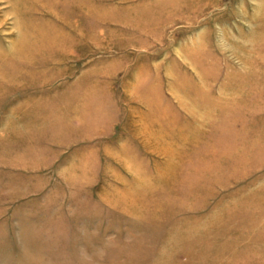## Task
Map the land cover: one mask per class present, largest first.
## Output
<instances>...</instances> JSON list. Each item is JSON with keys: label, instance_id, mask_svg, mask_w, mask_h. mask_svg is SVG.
<instances>
[{"label": "rangeland", "instance_id": "rangeland-1", "mask_svg": "<svg viewBox=\"0 0 264 264\" xmlns=\"http://www.w3.org/2000/svg\"><path fill=\"white\" fill-rule=\"evenodd\" d=\"M25 1L0 0V66L4 62L18 65V55L14 54V50L21 42L26 41L28 50L36 49L39 55L35 57L31 51L27 53V61L35 63L29 64L25 77L21 78L28 81L29 88L34 82L44 84L40 88L43 95L50 94V87L56 85V88L69 90L75 84L74 81H69L83 77L84 70L97 68L102 60L106 65L113 66V70L114 67L118 68L120 81L130 82L124 86L118 84L115 88L114 106L124 113L135 110L140 115L150 109L148 104L154 103L158 111H170L169 116L174 117L176 107H179V96L185 94L186 88L195 90L190 85L194 86L200 76L210 79V74H213V78L226 80L227 85L224 83L226 86L223 89L228 90L233 89L228 80L239 82L244 80L243 75L246 74L245 80L255 84L251 87L253 90L255 88L254 91L251 90L253 97L258 96L256 90L259 89V84H264V67L257 64L260 61L258 57L249 56L251 49L264 48V0H219L220 5L213 10V14L219 17L220 22H211L213 15L209 12L202 21L172 24L163 37L156 35L153 39L138 37L123 40L117 51L115 36H111L114 34L110 32L111 34L107 33L110 38L107 39L109 50L106 52L98 49V46H104L103 40L97 37L83 38L85 35L89 37L93 29H97L93 27L98 25L96 16L89 21L86 15L84 21L83 17L75 15L73 22H68L65 14L58 18L50 14L47 9H51L52 5L46 0L37 1L40 8L29 16L30 12L26 11L29 6L25 5ZM63 10L66 13V7ZM228 15L238 17L239 21ZM25 31H28L27 38L22 39L21 34ZM33 32H36V39ZM238 32L245 35H239ZM117 41L120 43L122 40ZM127 45H131V48ZM261 53L263 55L264 51L261 50ZM248 60L255 63L249 71L226 70L225 64L228 62L248 64ZM212 63L219 64L218 71L198 69ZM17 74L18 71L14 72L16 77L13 76L12 79L19 78ZM4 85L0 76V264H52L49 262L50 256H57V253L58 264H142L137 260L138 256L132 255L124 257L121 262L112 261L109 259L111 256L106 262L100 261L99 257L97 262H88L83 254L81 257L76 254L70 257L71 253L66 256V248L61 244L71 231L60 228V224L70 221L72 213L75 222L82 223L88 210L98 220L100 212L109 213V210L115 208L124 214L133 215L156 205L154 200L146 198L149 194L148 185L149 190H159L164 189L162 187L165 183L155 180L156 183L154 181L152 184L151 179L148 180L149 184L146 183L149 171L146 161L149 159L148 153L139 152L140 168L130 164H126L127 167L110 164L105 168L100 162L109 156L102 154V157L99 155L89 160L87 158L92 155L93 147L86 148L83 143L73 142L60 147L40 143L41 145H36V152H40V156L59 160L58 165L44 170H48L54 181L47 183L46 180H24V176L18 173L21 145L17 141V133L21 128H32L42 121L40 115L35 118L33 112L38 109L46 113V110H52L51 104L46 102L47 99L41 103L34 99L28 101L26 95L19 98V101H13V98L2 101ZM81 89L82 87L79 88ZM260 89L264 90V86ZM63 104L67 105L66 102ZM4 110H11L10 117L3 118ZM46 117L44 115L42 121L45 125L53 120L48 121ZM33 144L22 143L23 146L27 145V153L34 148ZM113 148L108 155L112 152L115 155ZM252 151L250 160L232 161L243 165H220L216 167L220 169L217 173L214 166L209 165L210 162L205 159L201 167H194L202 170L203 178H211L210 171H214L213 176L218 175L220 181L234 178L242 181L241 183L222 181L216 182V186L202 180L194 184L186 181V178H193L189 175L193 168L187 167V176L179 177L184 179L182 186L187 190L193 189L191 187L194 185L202 190L200 194L203 197L197 199L204 207L202 219L190 220L177 226V229L180 228L177 232L183 234V239L170 235L153 262L146 264H264V150L255 146ZM167 160L172 163L173 152L168 154ZM169 162L154 164L155 175L160 179L171 174ZM83 163L96 166L88 167ZM177 177L176 175L175 178ZM218 187L227 192H214L213 199L205 197ZM64 210H69L70 213L64 216ZM112 212L113 215L114 210ZM123 221L129 222L125 219ZM182 241L190 245L196 244L197 255L189 250L185 258H180L177 249L180 250ZM79 243L82 246L83 242ZM183 247L184 253L185 246ZM84 248L80 247V251ZM77 251L76 249V253Z\"/></svg>", "mask_w": 264, "mask_h": 264}, {"label": "crops", "instance_id": "crops-1", "mask_svg": "<svg viewBox=\"0 0 264 264\" xmlns=\"http://www.w3.org/2000/svg\"><path fill=\"white\" fill-rule=\"evenodd\" d=\"M37 1L39 0L25 1V5L29 6L26 10L30 12L29 16L31 13L34 14L35 9L39 7ZM46 2L52 5L51 9H47L50 14L57 18L61 14H65L68 22L71 20L73 22L75 15L83 17L84 21L86 15L89 17V21L96 16L98 25L93 27H97V29H93L94 31L89 37L85 35L83 38L95 39L94 37H97L99 40H103L104 46H98V49L104 52L109 50L107 49V39L110 37L107 33L110 32L114 34L111 36H115L114 44L115 51H117L118 45L121 46L123 40L138 37L153 39L156 35L163 37L172 24L202 21L207 18L209 12H211V16L213 15L211 22H220L219 17L213 14V10L218 9L220 5L219 0H46ZM43 5L45 6V4ZM64 7H66V13H64ZM228 16L233 20H238V17ZM27 33L28 31L22 32L21 38H27ZM33 33L36 39V32ZM238 34L245 35L240 32ZM118 39L122 41L119 43ZM21 43L14 50V54L18 55V65L4 62L0 66L2 67L0 76L5 84L2 101L11 98L14 99L13 101H19V98L25 95L28 96V101L34 99L37 103L47 99L46 102L51 104L52 110L48 112L46 110V113H43L42 110L37 109L33 115L36 116L35 118L40 115L42 121L44 115L47 116L48 121L53 119L46 125L40 121L33 126L34 130H32L33 127L26 126L19 130V134L17 133L19 136L17 141L21 145L18 154V159H20L18 173L24 176V180L30 182L46 180L47 183L54 181L48 170H44L58 165L59 160L58 158L51 160L49 157L40 156V152H36L37 144L46 143L60 147L77 142L83 143L89 149L93 147L92 155L87 158L89 160L99 155L102 157V154L109 156L101 158L103 162L100 163L105 168L111 166L110 164L118 167H127L126 164H130L132 167L139 166L140 168L142 165L139 160V152L146 151L149 157V161L146 160L149 170L146 183L149 179L152 184L155 180L165 183L162 187L164 189L159 190H149L150 185H148L147 193L149 194L146 195V198L154 200L160 205L150 206L143 212L138 211L133 215H128L115 208L113 215L111 214L113 210H109L111 211L109 213L100 212L99 219L96 220L95 214L93 216L88 210L84 214L82 223H76L74 213L71 212L70 221L60 224V228L64 227L65 231H71L69 234L67 233V239L61 244L66 248L64 249L66 256H70L68 254L71 253L70 257L76 255L81 257L83 254L88 262H97V257L100 261L106 262L111 256L112 258L109 259L112 261L121 262L124 257L132 255L138 256L137 260L142 264L153 262L170 235L180 236V239H183V234L177 232L180 229H177V226L184 225L190 220L202 219L204 207L202 208L201 202H197V199L203 197L200 194L202 190L196 185L191 187L193 189L188 190L182 186L184 179L181 180L180 177L187 176V169L193 168V172L189 173L193 178L190 180L186 178V181L194 184L200 183L202 180L216 184V186V182H236L237 180L234 178L228 177L229 179L220 181L217 178L218 175L213 176L220 170L216 167L243 165L232 161L245 160L246 162V160H250L255 146L264 150V90L260 89L264 84H259L260 87L256 90L258 96L253 97L251 90H255V88L252 89V85L255 86V84H251L250 80L249 82L245 80L246 74L243 75L244 80L239 82L228 80L232 83L231 88H233L228 90L223 89L227 85L226 80L213 78V74H210V79L200 76L194 86L190 85L195 90L186 88L184 89L185 94L179 96V100H177L179 107L178 109L176 107L174 117L169 116L170 111H158L154 103L148 104L150 109L145 110V113L141 112L140 115L139 111L135 110H128L124 113L114 106L116 102L115 88L118 84L124 86L130 82L120 81L118 68L114 67L113 70V66L106 65L103 60L99 61L97 68L90 67L84 70L83 77L69 81L75 83L69 90L64 91L62 88H56V85L50 87L52 89L50 94L43 95L40 88L44 84L34 82L33 86L29 88L28 81L21 78L25 77V71L28 70L29 64L35 63L27 61L29 52L31 51L35 57L39 55L36 49L28 50L26 41ZM127 46L131 48V45ZM93 49L97 50L96 47ZM261 50L264 51V48L251 49L249 56L258 57L260 61L257 64L264 67V54L262 55ZM247 63L228 62L225 64L226 70L249 71L255 63H251L249 60ZM198 69L210 72L218 71L219 64L212 63L210 66ZM16 71H18L19 78L12 79ZM80 87H82L81 90H79ZM65 102L66 106L63 104ZM10 114L11 110H4L3 118L10 117ZM23 142L27 145L34 143V148L29 149L30 151L27 153V145L23 146ZM112 147L116 151L114 156L113 152L108 155ZM183 149L186 152H183ZM171 152H173L172 163L167 160L168 154ZM204 159L210 162L209 165L214 166L215 173L210 171L211 178H203L202 170L194 169L196 166L201 167ZM161 161L170 163L171 174L160 179L155 175L154 164ZM83 165L96 166L91 163H83ZM188 166L189 168H187ZM130 177L132 178L131 174ZM215 179L218 180L215 181ZM237 182L241 183L242 181L238 180ZM220 188L211 191L205 197L213 199L215 198L214 192L220 194L227 192ZM193 199L195 201H192ZM68 211H62L64 216L70 213ZM123 219L129 222L125 223ZM56 227L58 228L57 225ZM80 241L83 242L82 246H80ZM184 242L182 241L180 250L177 249V255L180 258H185L189 250L194 251L193 253L197 255V245ZM183 246H185L184 253L182 252ZM80 247L86 249L80 251ZM58 256V253L57 256L53 254L50 256L49 262L58 264ZM64 256L61 255V257Z\"/></svg>", "mask_w": 264, "mask_h": 264}]
</instances>
